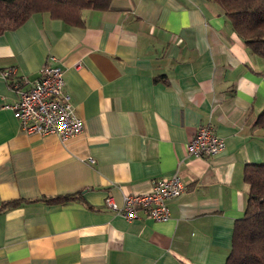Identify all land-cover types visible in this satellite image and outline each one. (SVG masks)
Masks as SVG:
<instances>
[{"label": "crops", "instance_id": "obj_1", "mask_svg": "<svg viewBox=\"0 0 264 264\" xmlns=\"http://www.w3.org/2000/svg\"><path fill=\"white\" fill-rule=\"evenodd\" d=\"M71 25L47 12L0 32V264H225L249 185L264 161V58L210 0H113ZM56 58L81 132L25 133L9 83ZM202 124L217 154L186 145ZM89 159H93L90 162ZM177 174L185 190L155 221L105 202ZM69 194L58 203L45 198Z\"/></svg>", "mask_w": 264, "mask_h": 264}, {"label": "trees", "instance_id": "obj_2", "mask_svg": "<svg viewBox=\"0 0 264 264\" xmlns=\"http://www.w3.org/2000/svg\"><path fill=\"white\" fill-rule=\"evenodd\" d=\"M113 0H0V32L23 24L33 13L47 12L67 24H82L83 9H106ZM220 6L233 29L247 47L264 58V0H210ZM10 85L12 83H9ZM255 124L264 130V109ZM243 178L249 185L248 198L241 218L232 233L231 247L225 264H264V161L248 164ZM72 198L65 194L45 198L58 203ZM8 200L0 210L15 206Z\"/></svg>", "mask_w": 264, "mask_h": 264}, {"label": "built area", "instance_id": "obj_3", "mask_svg": "<svg viewBox=\"0 0 264 264\" xmlns=\"http://www.w3.org/2000/svg\"><path fill=\"white\" fill-rule=\"evenodd\" d=\"M51 62L38 67L33 79L22 75L12 81L11 87L17 99L10 105L25 133H55L60 139L77 134L83 129V119L75 112L69 95L63 91V69L57 65L54 56ZM13 68L0 71L8 79ZM225 146L224 139L218 136L209 124L200 125L186 145L188 154L196 157H209L217 154ZM93 162V159H89ZM185 186L177 174L162 177L153 182L147 193L123 195V203L117 205L111 196L106 197V205L127 220L137 217V209L145 216L163 221L169 217L168 201L180 195Z\"/></svg>", "mask_w": 264, "mask_h": 264}]
</instances>
